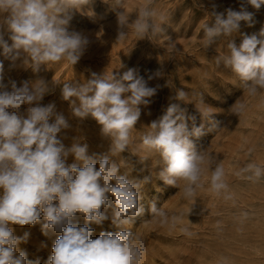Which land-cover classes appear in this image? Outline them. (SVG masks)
<instances>
[{
    "label": "clouds",
    "instance_id": "9594fccd",
    "mask_svg": "<svg viewBox=\"0 0 264 264\" xmlns=\"http://www.w3.org/2000/svg\"><path fill=\"white\" fill-rule=\"evenodd\" d=\"M78 4L79 0H0V16L7 13L3 22L12 41L9 45L0 34L2 55L14 63L21 61L34 73L42 65L60 61L75 65L89 44L79 32L69 31V13ZM245 4L259 10L264 0H241L239 11L228 8L223 13H217L213 6L212 23L202 27L203 48L220 37H232L241 21H252L253 13ZM156 16L150 6L141 8L131 20L122 11L117 12L118 40L127 36L129 24L139 39L164 33V18L159 17L161 23L157 24ZM260 36L264 37V29ZM168 43L178 50L170 37ZM227 49L226 55L215 57L217 65L230 69L248 95L264 92V39L245 35L239 46L229 39ZM152 78L145 80L130 68L122 75L92 73L83 82L62 84L61 97L69 102L72 116L80 120L91 117L100 125L102 136L110 140L108 153L99 155H89L88 144L80 139L66 147L58 138L70 125L62 113H57L54 103L42 105L52 91L44 79L24 81L21 86L12 82L10 90L0 91V264H39V260H28L19 247L29 234L17 236L14 226H32L41 220L45 234L48 230L60 234L46 264H140L145 243L128 226L145 212L140 203L142 187L150 178L138 181L129 179L128 172L118 174L124 161L118 164L112 157L129 151L141 106H147L157 92L158 86L148 84ZM187 96L178 90L175 98L188 102ZM195 106L204 121L211 120L214 112L202 96ZM245 108L244 103L236 102L229 111L238 115ZM188 119L193 120L191 130ZM194 121L186 109L173 103L147 126L149 131L140 143L142 150L159 157L161 168L156 177L179 188L185 199L193 198L201 186L205 165L211 170V188L220 192L227 187L223 167H213L214 157L207 150L197 151L193 137L198 139L205 131L203 124L196 126ZM215 129H220L217 122L209 130ZM69 156L74 157L71 164L67 163ZM245 171L251 173L250 179L264 176V168L255 164H249ZM109 208L113 209L112 225L121 230L115 234L101 232L93 239L89 223L102 224L109 218ZM149 212L159 223H169V213L163 206L152 202ZM78 215L84 225L76 222Z\"/></svg>",
    "mask_w": 264,
    "mask_h": 264
},
{
    "label": "rangeland",
    "instance_id": "374dc122",
    "mask_svg": "<svg viewBox=\"0 0 264 264\" xmlns=\"http://www.w3.org/2000/svg\"><path fill=\"white\" fill-rule=\"evenodd\" d=\"M145 6L156 12L157 24L163 16L165 32L139 39L129 24L127 36L118 40L117 12L122 11L131 20ZM213 6L217 13L228 8L239 11L241 0H79L77 9L69 13V31L79 32L89 44L75 65L60 61L48 67L42 65L34 73L23 67L21 61L14 63L5 58L0 49L3 63L0 91L10 90L12 82L21 86L24 81L44 79L52 91L44 97L42 105L54 103L57 113H62L70 125L58 138L66 147L74 139H80L88 144L89 155L108 153L110 140L102 136L100 125L91 117L80 120L72 116L69 102L61 97L62 84L83 82L92 73L122 75L130 68L145 80L153 77L148 84L158 86L157 92L147 106H141L129 151L112 157L118 164L124 161L118 174L128 172L129 179L138 181L150 178L142 187L140 203L145 212L128 226L145 243L140 264H264V176L250 179L251 173L245 171L249 164L264 168V92L248 95L232 71L218 66L215 58L228 53L229 39L237 46L245 35L264 39L260 36L264 29V5L256 10L245 4L246 10L253 13L252 21H241L232 37H220L203 48L202 27L212 23ZM6 16L7 13L0 16V34L11 45L10 33L3 22ZM169 37L178 50L170 48ZM178 90L188 93V102L175 98ZM201 96L214 112L210 121H204L196 109L195 103ZM236 102L246 105L238 115L229 111ZM173 103L186 109L188 117H195L196 126L204 125L205 134L193 140L197 151L212 154L213 167L216 164L223 167L227 185L224 190L216 192L211 188V170L206 165L201 186L191 199H185L179 188L156 177L161 168L157 163L159 157L140 148L141 137L149 131L147 126ZM213 122L220 129L209 130ZM187 123L191 130L193 120L188 119ZM145 156L149 158L141 162ZM73 162L74 157L69 156L67 163ZM152 202L168 211L169 223L161 224L151 218ZM112 211L106 210L109 218L102 224L89 223L94 230L93 239L101 232L115 234L121 230L111 223ZM76 222L85 224L79 215ZM42 223L43 220L32 226H14V233L23 236L27 232V241L19 245L20 249L27 253L28 260L46 264L60 234L51 230L45 234Z\"/></svg>",
    "mask_w": 264,
    "mask_h": 264
}]
</instances>
